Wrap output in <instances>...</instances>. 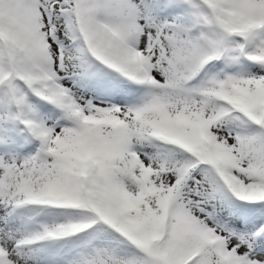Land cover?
<instances>
[{"label":"snow or ice","instance_id":"snow-or-ice-1","mask_svg":"<svg viewBox=\"0 0 264 264\" xmlns=\"http://www.w3.org/2000/svg\"><path fill=\"white\" fill-rule=\"evenodd\" d=\"M0 264H264V0H0Z\"/></svg>","mask_w":264,"mask_h":264}]
</instances>
